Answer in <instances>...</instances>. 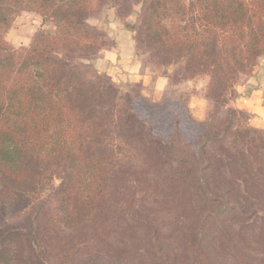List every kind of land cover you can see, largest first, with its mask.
I'll list each match as a JSON object with an SVG mask.
<instances>
[{"label":"rangeland","instance_id":"374dc122","mask_svg":"<svg viewBox=\"0 0 264 264\" xmlns=\"http://www.w3.org/2000/svg\"><path fill=\"white\" fill-rule=\"evenodd\" d=\"M142 9V0H93L88 22L102 41L75 64L117 92L114 122L100 144L109 153L106 203L86 221H65L59 179L13 203L0 235L13 234L4 241L14 264H264V176L242 157L249 156V139L264 137V54L213 96L209 75L188 73L182 59L165 61L139 37ZM42 28L56 30L52 21L23 11L5 35L19 47ZM259 86L262 92L253 95ZM249 96H256L258 111L246 107ZM128 105L140 116L125 123ZM227 125L250 135L239 139L224 132ZM216 132L223 140L205 138L218 168L207 174L208 188L177 172L175 157L198 159L196 140ZM166 141L172 153L161 147ZM217 190H230L235 208L214 200ZM196 234L203 256L192 263L189 239Z\"/></svg>","mask_w":264,"mask_h":264},{"label":"trees","instance_id":"16d2710c","mask_svg":"<svg viewBox=\"0 0 264 264\" xmlns=\"http://www.w3.org/2000/svg\"><path fill=\"white\" fill-rule=\"evenodd\" d=\"M142 3L139 37L165 61L182 59L188 73L209 75L213 96H220L264 54V0ZM92 10L93 0H0V221L9 206L56 179L60 180L58 202L69 223L86 221L106 203L109 153L100 144L114 122L117 92L75 66L102 41L101 31L88 22ZM23 11L52 21L56 30L42 28L29 45L13 46L5 34ZM122 112L125 123L140 116L131 105ZM226 131L232 132L229 125ZM250 132L232 133L240 139ZM219 134L200 135L195 142L198 159L176 156L175 170L206 182L209 188L207 174L218 168L205 138L223 140ZM249 143V156L242 152L244 164L264 176V137L251 138ZM163 144L172 153L171 142ZM230 193L208 192L221 206L232 209ZM2 234L0 264H14V258L5 255L4 241L13 234ZM199 236L189 239L188 248L195 255L192 263L203 256Z\"/></svg>","mask_w":264,"mask_h":264},{"label":"crops","instance_id":"0c3cea01","mask_svg":"<svg viewBox=\"0 0 264 264\" xmlns=\"http://www.w3.org/2000/svg\"><path fill=\"white\" fill-rule=\"evenodd\" d=\"M261 86H259V87H254L253 89H252V94L253 95H256V94H258V93H261L262 91H259L261 88H260ZM251 95V94H250ZM256 97V96H255ZM255 97H253V96H249V97H246L245 98V100H246V102H247V108L248 109H254V110H252L253 112L255 111H258V108L260 107V106H258L259 105V103L257 104V102H258V100H256V98Z\"/></svg>","mask_w":264,"mask_h":264}]
</instances>
